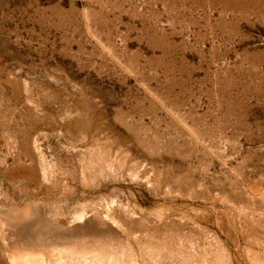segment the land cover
<instances>
[{
	"label": "rangeland",
	"instance_id": "374dc122",
	"mask_svg": "<svg viewBox=\"0 0 264 264\" xmlns=\"http://www.w3.org/2000/svg\"><path fill=\"white\" fill-rule=\"evenodd\" d=\"M13 254L264 264V0H0Z\"/></svg>",
	"mask_w": 264,
	"mask_h": 264
},
{
	"label": "bare ground",
	"instance_id": "6f19581e",
	"mask_svg": "<svg viewBox=\"0 0 264 264\" xmlns=\"http://www.w3.org/2000/svg\"><path fill=\"white\" fill-rule=\"evenodd\" d=\"M1 225L4 228L5 225L3 224V222ZM1 241H2L4 249H6V247H9V249H10V246L7 244V236H3L1 238ZM0 264H2L1 261H0ZM9 264H46V263H44L42 261L35 260L32 257L31 258L27 257V259L18 258L16 254H13V255H11V257H9Z\"/></svg>",
	"mask_w": 264,
	"mask_h": 264
}]
</instances>
